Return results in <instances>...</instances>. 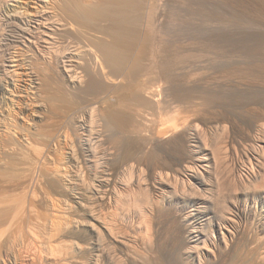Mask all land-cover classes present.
<instances>
[{
  "label": "bare ground",
  "instance_id": "6f19581e",
  "mask_svg": "<svg viewBox=\"0 0 264 264\" xmlns=\"http://www.w3.org/2000/svg\"><path fill=\"white\" fill-rule=\"evenodd\" d=\"M37 1L41 2L42 0ZM143 1L105 0L104 2L101 1L102 3L98 5L95 2L94 5L91 3L92 1H89L88 5L92 4L89 5L90 9H88L89 6L83 5L90 12L84 7H82L84 10L79 9V6L83 5L77 2L79 5L75 6L79 7L78 9L81 12L73 6L75 10H71L72 16L69 15L68 21L64 24H62V20L59 23L56 19L58 15L53 17L54 15L52 16L49 13L50 11L48 12L44 8H42L44 10L41 9L35 12L29 19L22 12L9 17L11 18L10 22H8V18L6 19L8 25L11 23L14 28L19 29L20 27L22 28V25L27 26L29 23V25L31 24V26L28 25L29 27L39 31V35L42 36L40 39L38 38L39 42H35L33 34L31 36V32L27 33V29L24 31L25 34L27 33V37L25 38L26 35L24 36V34L21 36H24L23 38L26 39L30 46L36 44L37 48L38 45L41 47L38 48V51L43 57V65H46V68L44 67L45 65L43 68L48 69L49 72L51 71V74L57 72L66 82L71 96L82 101L81 104L84 103L82 104V110L77 107V112L78 108L80 111L74 120L72 119L73 121L71 120L72 122H70L73 125L70 124V128L74 129L76 136V144L82 151L80 153L83 159H81L82 162L80 161V164L83 163L82 168L84 169V175L78 180L79 183H77L76 188L78 189V196L75 198L76 208H78L76 211L77 220L74 221L73 219L74 222L70 221L71 223H68L63 228L59 225L63 229V232L57 226L59 232L55 231L54 233L57 232V238L61 233L65 232L66 235L75 237L79 241H92L94 246L92 249L95 250L94 256L91 257L89 262L83 261V263L80 262L78 264H148L151 263L149 262L151 258H157L158 260L165 258L166 260V256L169 258V262L172 261L175 264H227L229 261L228 264H264V84H257V80V83L252 81L255 78H253V74L252 76L249 75L250 77L246 76L249 73L251 74L252 71L250 69L248 74L247 71L245 73L246 68L243 65L248 63L244 64L245 61L243 62L238 57L239 60L230 62L231 58H228V61L223 56L221 58L219 56L220 59L214 61L218 56L212 60V56L210 57L209 55L203 56L202 54L203 57L200 55L196 58L191 56L189 58L186 54V57L181 56L180 60L177 56L178 60L176 59L177 61L175 60V63H172L173 67L163 66L164 69H160L158 66L162 67L163 64L161 65V60L159 61V59H163L164 57L163 54V57L161 56L160 51L165 46L159 49L163 45L161 44L158 47L155 41L157 38L154 39V32L156 33V30L153 21L154 17L158 18L161 22H163V19L166 20L167 14L165 15V8L168 5L165 0ZM68 2L71 3L70 1ZM67 5L65 4L64 8ZM140 7L144 12L143 14L141 12L137 16ZM70 9L66 8V10H69V13ZM81 13H85L83 14L85 17L89 14V17H87L96 25L101 19V25L103 26L100 25L101 27L99 26L97 32L101 34L102 39L104 38L103 40L94 42L83 40L82 42L80 39L81 42L76 43L75 41L74 43L65 34L64 39L67 38L68 40L65 41L59 38L60 36L63 37V33H66L65 31L71 33L70 30L72 32L76 30V25L80 23L81 19L77 21L74 18L79 17ZM80 17L82 18V15ZM261 25H264V23ZM261 25H259V28ZM24 28L26 27L23 26L22 30ZM252 28L259 29L256 27ZM2 29L4 30V28ZM22 30L20 29V31ZM30 30L32 31L31 28ZM252 30L254 31V29ZM229 32L228 34L231 33ZM249 32L253 33L252 31ZM251 33L247 34L248 42L254 41L252 39L255 37L249 38ZM221 34L219 33L217 36H219V43H223L222 47L223 45L228 47V44H230V47L233 48L232 45L235 46V43H238L236 37L234 39L236 42L233 39L227 42L228 40L225 41L222 36L223 34ZM253 35H259V41L264 43V26L261 30L259 29V33H253ZM35 38L37 39L36 34ZM258 39L256 40L258 41ZM240 40V42L243 41L242 39ZM224 42L226 43L224 44ZM233 42L235 43L233 44ZM261 43L259 42L260 45ZM230 47L228 48L230 49ZM169 57L172 59V55ZM183 57L187 59H182ZM12 58L8 62L12 63ZM168 62L166 63L168 64ZM177 62H181L179 63L180 66H178ZM248 66L251 67V65ZM259 72L263 74L262 77L264 78V69L261 70L259 68ZM178 74L188 76L190 79L197 76L200 78V81L194 80L198 84L190 80V83L194 84L191 89L195 88L194 90L189 89L190 85H187L189 86L188 91H192L193 93L192 97H190L191 99L193 97L197 98L196 95L198 98L199 96L201 97L200 100L198 98L197 100L195 99L198 101V103L196 102L197 104L193 102L194 99L188 98L190 95L187 96V93L189 92L185 93L186 90L183 92L182 89L179 90L176 87L175 83L179 79L177 78ZM188 77L187 79L182 77L183 81L187 80L188 82ZM248 77L253 79H250L251 82L247 84V89L245 87L240 88L243 85L242 83H244V78ZM199 82L201 83L199 84ZM248 85L249 92H255L254 95L257 98L250 94V100L246 97L249 103L245 102L246 99L242 101L243 103H240V107H242L244 102L249 104L248 108L252 110H250L251 115L247 113L245 116L243 114L245 113L244 108L242 109L243 113H241L238 112V108L240 107L237 106L239 104L238 101L243 99L238 100L235 98L238 100L237 102L235 101L237 103L235 105L237 106V110L233 105L235 104L234 98L233 100L230 99L233 101L232 105L234 107L229 104L225 105L223 104V101L226 100L225 98L221 97L222 100L224 99L223 101H216L217 99L214 100L208 90V87L213 86L217 91L213 94L216 98L220 94L222 95L224 91L226 92V90L227 92L229 91L228 93H231L229 95L224 92L225 94L234 97L236 94L234 93L235 89L244 88L248 92ZM245 91L242 90L241 93ZM247 92H245V95ZM192 93L190 92L189 94ZM194 93H196L195 96ZM236 95L239 97L241 94ZM208 96L211 98H208ZM208 100H213L214 103L209 102L211 106L213 105L211 110ZM230 100L227 103L231 104L232 101L230 102ZM199 101L203 102L201 107ZM186 109L197 110L200 112V116L204 115L203 117H197V114H194L196 111H191L193 112L191 113L190 111H186ZM184 110L186 113L194 114L198 123L197 125L193 120L197 126L192 132L190 130L195 127L192 121L189 122H192L193 128L191 125L185 127L189 122L184 124V121V126H180L177 122L172 121L174 113L177 115V112ZM249 110H246V112H250ZM201 111L204 113L201 114ZM199 112H197L198 116ZM175 117L173 120H176ZM185 117L187 119V116ZM182 121L178 122L181 124ZM244 131H248L249 134H255L251 139L249 138L250 143L248 145L250 149L247 151L246 148L242 150L243 147L241 149V146L243 144H240ZM223 148L225 149V157L221 158L219 153H221L220 150L222 149V154H224ZM239 157H241L242 161ZM120 174L125 180L118 177ZM85 177H88L89 181ZM227 181H230V184L234 183L236 187L232 184V188L236 190H234L236 193L232 192L235 194V198L242 196V203L237 199L233 200L231 195L229 197L232 199V202L229 207H227L229 204H226L227 199L225 201L221 200L224 197L219 191L222 188L226 189L224 187L227 185L224 183ZM222 184L224 187L221 186ZM232 188H230V191H226H229L228 193L230 194ZM236 188H239V193ZM181 189L183 191L182 196L181 194L179 195ZM216 189L219 190H217L218 195L222 196V198L220 197L221 203L226 202L225 204L227 205L223 203L227 207L224 211L222 210L224 206L221 208L220 204H218L221 208H219L220 211L218 210V212L221 215H218V207H216L217 204H215V197L213 196ZM136 191H138V195H136ZM220 192L224 194L222 190ZM24 197H27V195ZM32 198L34 199L35 197L32 196ZM217 198L219 199V197H216V201H219ZM130 205H134L135 208L139 209V212L133 207L130 209ZM258 205H262V210H259L262 214L258 213ZM132 208L134 211H137V214L139 213V220L141 221L138 222L141 223L138 226L134 225L135 221L133 222L134 218L131 214L133 212ZM215 208L217 209L215 210ZM259 214L262 216L261 219H257L258 216L261 217ZM45 215L48 216L47 213ZM57 218L59 219V217ZM5 220L7 219L5 218ZM237 220H240V223L252 222L253 225L257 224L255 226L260 231L257 229L259 232L252 230L255 227L249 229L244 223L236 225ZM19 222L17 221L18 224ZM24 222L22 221V223ZM15 225L17 226V224ZM19 225L22 224L20 223ZM46 230H43L44 233ZM46 236L44 234V237ZM49 237L51 240L52 237L50 235ZM11 240L13 239L11 238ZM80 243L75 248L80 255L84 256V250L87 248H84V245H80ZM48 245H45V249L50 248L47 247ZM62 245L65 244L62 243ZM163 245H165V249ZM8 248L10 247L8 246ZM113 248H116L118 252ZM59 249L58 253H54V249H51L52 251L50 252L52 254L50 253L49 255V259L58 264L67 259L66 251L62 250L63 252L60 253ZM68 253L70 254L69 251ZM233 255L239 258L237 262L233 260ZM72 256L71 258H73Z\"/></svg>",
  "mask_w": 264,
  "mask_h": 264
},
{
  "label": "rangeland",
  "instance_id": "374dc122",
  "mask_svg": "<svg viewBox=\"0 0 264 264\" xmlns=\"http://www.w3.org/2000/svg\"><path fill=\"white\" fill-rule=\"evenodd\" d=\"M68 1H70L71 3H69ZM89 1H92L91 3H93L94 5H95V3L98 5L102 2H104L105 0H88V1L87 0H75V1L74 0H72V1L71 0H42L41 2H38L37 0H2L0 2V35H1L0 36V42H1L0 43V54L2 55V56L0 55V61H1L0 62V211H1L0 212V214H1L0 215V232L3 231L0 233L1 234L0 235L1 236L0 237V252H1L0 255L2 254L0 256V264H44V263L45 264H49V263L50 264H56L57 262H53L52 260L49 259V257H50L49 255L51 253L50 251H52L53 249H54L53 251H55L54 253H58L59 248H60L59 249L60 253L63 251L64 252L66 251L65 253H67L66 254L67 259L65 261H63L62 263H59V264H69L70 261L72 264H78L80 262L83 263V261L89 262L91 260V257L94 256L95 250L92 249V247L94 248L92 241H90V242L89 241H79L75 237H72L70 235H66L65 232L61 233V231L63 232L62 228L64 226L68 225V223H71L70 221L74 222L77 220V212L76 211L78 208H76L77 204H76L75 198L78 196V192H77L78 189H76V188H77V183H79L78 180L84 175L83 174L84 169L82 168L83 163L80 164L82 162L81 159H83V157L81 156L82 151L80 150V147L76 144L77 143L75 141L76 136L74 133V129L70 128V124L72 125V123H70V122H72L74 120V118L77 116V113L80 111V109L82 110V104H84V103L81 104L82 101H79L76 98H73L71 96V93L69 92V89L66 85V82L63 80V78L60 75L57 74V72H55V73L53 72L55 74L54 75L53 73L51 74L50 73L51 71L49 72L48 69L43 68V66L45 64L43 65L42 62H44V60H43V57L41 56L40 52L38 51V48H41V47L38 45V48H37L36 44H34L33 46H30L28 44V42L26 41V39L23 38L27 33L31 32L30 35L32 36V34H33L35 42H39V39L42 37L39 35L40 34L39 31H36L34 28L29 27V26H31V24L29 25V23L28 24L26 23L27 26L22 25V28L21 27L19 29L14 28L11 25V23H9V25H8L7 20H6L8 18V22H10L11 18H9V17H11L14 14L21 13V12L29 19V17L32 16L35 12L44 8L46 11L47 10H48V12L50 11L49 13L52 16L54 15L53 17H56V15H58V17H56V19L59 21V23L63 22L62 24H64L66 21H68L69 15L72 16L71 10H75V8H76V10H79V9L84 10V8L86 6L88 7L89 5H92V4L88 5ZM165 1H166V4L168 5V7L165 8V11H166L165 15L167 14L165 17L166 20L163 19V22H161L158 20V18L154 17V21H153L154 26H155V30H156V33L154 32V35H155L154 39L157 38V40H155V41L158 44V47L161 44L163 45V46H160L159 49H161V47L163 48L165 46V48H163L160 51L161 56L163 57V55H164L163 59L162 58L159 59V61L161 60V62H160L161 65L163 64L162 67L163 66L173 67L172 63L173 62L175 63V60L177 58L179 59V58H181V56H185L186 54H187V57L189 56V58H191V57L196 58V57H199L200 55L202 56V54H203V56L209 55L210 57L212 56L211 57L212 60L214 58H216V56H218L214 61H217V59L219 60L221 58V56H223V57H226L227 60H228V58L229 59L231 58L230 62H234V61L240 59L243 62L245 61L244 64L248 63L246 65H243L246 68L244 72L246 73V71H247V74H248L250 71H252L251 74L249 73L246 76H249V75L252 76V74H253V78L254 77L255 78H254V80H252L253 78H249L250 76L248 77L249 79L244 78L243 81L246 85L244 83H242L243 85L240 86V88H242V87L246 88L247 84H250V82H251L250 79L252 81H254L255 83H257V81H258L257 84H261V83H262L261 85L264 84V78L262 77L263 74H260V72H259V68L261 70L264 69V66H263L264 43H261V41H259V39H260L259 35H253V33L254 34L259 33V29L261 30L264 26V25H261L262 23H264L263 22L264 21V16H263L264 15V0H184V2H183V0H165ZM167 1H169V2H167ZM211 1H213V2H211ZM65 2L69 3L70 5L69 4L68 5L70 7ZM75 2H76V4H75ZM77 2H80L79 3L80 5L85 4L86 6L85 5L79 6L80 7L79 8V7H77L79 5ZM143 2H146V1L144 0ZM73 3H74V5H72ZM65 4L68 7L66 6L64 8ZM260 4H263V5H260ZM75 5H77V6H75ZM82 7H84V8H82ZM66 8L67 9L71 8L70 13H69V10H66ZM72 8H74V9H72ZM168 8H169V10H168ZM44 9H42V10H44ZM88 9H90V6L88 7ZM88 9H86V10H88ZM141 9H142L141 7H140V10L137 9L139 12V13H137V16L140 15L141 12L143 14L144 11H142ZM88 11L90 12V10H88ZM83 14H85V13H81L82 18L80 17L81 15L79 17H77L78 19L74 18L77 21L79 19H81V21H79L80 23L78 24L80 26L76 25V27H77L76 30L73 32L70 30L71 33L65 31L66 33H63V37L60 36L59 38L64 39L65 36H67V37H69L68 39L70 41L73 40L74 43H75V41H76V43H79V42H81V40H82V42H83V40H85L87 42H94V41H98V40H103L104 38L102 39L101 34H99L97 32V30L99 29V26L101 25V19H100V22L97 23V25H98L97 26L94 22L91 21L90 18H88L89 14L87 15L88 17L87 16L85 17V15L83 16ZM83 17H84V19H83ZM227 17H229V18H227ZM261 17H263V18H261ZM60 20H62V21L60 22ZM86 22H87V24H85ZM158 23H159V25H158ZM259 25H261L260 28H259ZM23 26L26 27V28H24V30H22ZM101 26H103V25H101ZM230 26H231V28H230ZM214 27H216V29H214ZM252 27H256L259 29H255ZM2 28H4V30ZM30 28L32 29V31H34L33 33L30 30ZM219 28H221V29H219ZM20 29L22 31H20ZM95 29H96V31H95ZM252 29H254V31ZM25 30L27 32L26 34L24 33ZM229 30H231V31L234 30V31H232V32L230 31L232 33L231 34L229 32ZM248 30L252 31L253 33L249 32ZM162 31H164V32H162ZM204 31H205V34H204ZM1 32L3 33V35ZM228 32L230 34H228ZM219 33L223 34V35L222 34L221 35L223 36L225 41L228 40L227 42H229V40L231 41L232 39L234 40L237 38L238 43H235L236 40H234L235 42H233V44L235 43L236 45L235 46L232 45L233 48L230 47V44H228V47H230V49L228 47H225L226 45H223V47H222L221 45L223 43L222 44L219 43V40H218L219 36H217V34L219 35ZM224 33H225V36H224ZM233 33H235V34L233 35ZM249 33L252 34V36H250L251 34L249 35V38L250 37H255L256 39L259 38L258 41L261 43V45L259 44V42L255 38H253V39L251 38L252 40H254L253 42H248L247 41V38H248L247 34H249ZM23 34H24V36L22 37L21 35H23ZM35 34H36L37 39L35 38ZM64 34H65V36H64ZM236 34H238V35H236ZM12 35H13V37L15 36L14 39H12L13 38ZM60 35H62V34H60ZM229 35H231L233 38ZM243 35H246V36H243ZM201 36H203V37L201 38ZM19 37L20 38L22 37L21 40ZM26 37H27V35L25 36V38ZM15 38L17 41L15 40ZM22 39H24V40H22ZM68 39L66 38L64 40L66 41ZM238 39H239V41H238ZM240 39H242L243 41L240 42L241 41ZM77 40H79V41H77ZM90 40H92V41H90ZM225 43L226 42H224V44ZM240 43H242V44H240ZM164 44H166V45H164ZM257 49H258V51H257ZM167 51H169V52H167ZM165 52H167L168 54ZM169 54L172 55V59H171V57H169L170 56ZM173 55H174V57H173ZM219 56H220V58H219ZM185 57H183L182 59H184ZM223 57H222V59L224 60ZM5 58L7 59V61ZM11 58L13 59L12 63L8 62V60H10ZM185 59H187V58H185ZM226 59H225V61H227ZM4 60H5V62H4ZM166 60L169 61L168 64L169 63H171V64L168 65L166 63L167 62ZM163 61H165V62L162 63ZM3 62H4V64L1 65ZM160 63H159V65H160ZM177 63H178V66H180L179 63H181V62H177ZM6 65H7V67H6ZM248 65H251V67ZM2 66H4V67H2ZM44 67L46 68V65ZM158 67L160 69H164V67L163 68L161 66H158ZM166 67H165V69H167ZM257 70H258V72H257ZM246 76L244 75V77H246ZM182 77H184V79H187L188 76H185V75L183 76L181 74H178L177 78H179V79L177 80V82L175 84L179 90L182 89L183 92H185V90H186L185 93L189 92L188 90L192 88V85H194L193 84L194 82L197 83L196 81H200L199 80L200 78H198V76L195 78L193 77L192 79H190L188 77V79H189L188 82H187V80L183 81ZM179 80L183 84H181L179 82ZM190 80L193 82L192 84L190 83L191 82ZM194 80H196V81H194ZM185 81H186V83H185ZM200 83L201 82H199V84ZM187 85H190V87ZM188 87H189V89H188ZM212 88H213V86L208 87V90L210 91L211 96H213L212 98L214 100L217 99L216 101L222 100L221 97L225 98L226 100H224V99H223L224 101L222 100L224 102V103L223 102L222 103L225 105H228V104L232 105L233 101H234L235 104H233V105L235 106L237 104L236 102L239 99H243L241 101H238L239 104L237 106H239L240 103L242 101H244V99H246V97H248V99L250 100V98H249V97H251L250 94L254 95V93H255V92H253V93L249 92L250 89H249V85H248V89H249L248 92H247V90L245 91L244 88L239 89V90L238 89L234 90L235 91L234 93H236L238 95L240 93L242 96L240 95L238 97L235 94L234 97H230L227 94H225V93L229 92V91L227 92V90H226V92L224 91L225 93L223 92L222 95L219 92V94L221 96L219 95V96H217L218 98H216L215 95H213V94L216 93L217 91H216V89H214V88L212 89ZM194 89H191V90H194ZM211 89H212V91H211ZM213 90H215V91H213ZM240 90L241 91L244 90L245 92H247L246 93L247 96L245 95V92L244 93L242 92L244 94L243 95ZM237 91H238V93H237ZM190 92L192 93V91H190ZM189 93H187V96L190 95V96H188V98L191 99L190 97H192L191 95H193V93L192 94H189ZM221 93H222V91H221ZM230 93H228V94L230 95ZM195 95H196V93H194V96ZM225 95H227V96H225ZM254 96H256V95H254ZM196 97L198 98L197 95H196ZM197 98H195V97L192 98V99H194L193 102H195V104L198 103V101H196ZM200 98L201 97L199 96L198 100H200ZM208 98H211V97L208 96ZM233 98H234V100H233ZM235 98L238 100H236ZM256 98H257V96H256ZM227 99L233 100V101L230 100V102L232 101L231 104L227 103L228 102ZM248 99H246L247 101L245 100V102H248L249 101ZM201 101H202V99H201ZM201 101H199V103H201V104H199L200 107L203 103ZM210 101L211 100H208V103ZM216 101H214V102H216ZM245 102H244V104H242V107L239 106L240 108H238V109L240 111L237 109V106H235V108L238 110V112H241V113H243L242 109L244 108V112H245V113H243L244 116L247 113H249V115H251L250 113L252 110L251 109H250L251 111L249 110V108H248L249 104H247ZM211 103H213V100L211 101ZM211 103H209L210 110H211V107L213 106V105L211 106ZM233 105H232V107H234ZM77 107L80 108V109L78 108V112H77ZM246 110L247 111L249 110L250 112H246ZM184 111L177 112V115H176V113H174V116H172L173 118L171 117L172 121L177 122V124H179L180 126H184L185 123L192 121L193 124H195V127L193 124H191L192 122H189L185 125V127L186 126L188 127L190 125L192 128L194 127L193 129L190 130L192 132L193 130H195L196 126L198 125V123L196 122L195 115L197 114L196 115L197 117H203L204 114H202V113H204V112L201 111L202 115L200 116V112L197 110H194V111H196L194 113L195 115L194 114L191 115V113L194 112L191 109L190 110L186 109V111H188V112L193 111L191 113H186V111L185 112ZM197 112H199V116H198ZM184 114H187V115H184ZM209 114H210V112H209ZM175 116H177V117H175ZM185 116H187V119ZM246 116H248V115H246ZM174 117L176 120H173ZM177 118H178V120H177ZM64 120H66V121L64 122ZM193 120L197 123V125H196V123H194ZM178 121L179 122L182 121V123H181L182 125ZM183 122H184V124H183ZM253 135H255V134L254 133L249 134L248 131H246V132L244 131V134H242L243 139L241 138L242 142L240 143L241 145L243 144V146H241V149L243 147L242 150H245V148H246V151L250 149V146L248 145V143H250L249 141L253 137ZM244 139H245V141H244ZM73 143H74V145H73ZM244 146H246V147H244ZM196 150H198V148H196ZM230 151H232V150H230ZM220 152H221V153H219L220 157L221 158L225 157V149H224V154H222V152H223L222 149L220 150ZM40 154H41V157H40ZM239 158L242 161L241 157H239ZM239 158H237V159L239 160ZM76 160L78 163L76 162ZM240 160H239V162H241ZM79 167L82 169H80ZM34 168H36L35 171H34ZM81 170H82V172H80ZM224 171H226V170L224 169ZM78 173L80 174L79 175L80 177L78 176ZM118 177L120 179L125 180L121 174ZM85 178H88V177H85ZM87 181H89V178ZM48 184H49V186H48ZM224 184L227 186L224 187L223 184L221 186L226 188V189H223L222 187H221L222 189L220 188L224 194H222L220 192L221 190L219 191L218 189H216L214 192L215 195H213L215 197V204H217L216 207H218V209L215 208V210L217 209V212H218V210L220 211V209L223 206H224V208L222 210H224V211H225V208L230 206V204L232 202V199H230V197H229L230 195H231V197H233V200L237 199L240 203H242V201H243L242 196H238V198H235L236 196L234 193H236L235 192L236 190L234 188H232L233 187L232 184L234 185L233 182H232V184H230V181H227ZM234 187H236V186L234 185ZM29 188H31V189H29ZM227 188H229V189H227ZM230 188H232V190L229 194L228 192L230 191ZM236 189H238V193H239V188H236ZM217 190L224 197L223 198L224 200L221 199L222 201H225L226 199L228 200L227 203L225 202L226 204H229L228 206L223 202L227 207H225V205L223 203H221L222 201L220 200V197L222 198V196L220 194L218 195ZM223 190H225V191L229 190V191L225 192ZM33 191H34V193H33ZM232 191H234V193ZM136 192H137L136 195H138L139 194L138 191H136ZM182 193H183V191L181 189V191H179V195L181 194V196H182ZM226 193H228V194H226ZM191 194H192V192H191ZM26 195H27V197H24ZM32 196L35 198L33 199ZM217 196L219 197V199L217 198V200H219L220 202L216 201ZM124 197H126V196H124ZM41 199H42V201H41ZM126 200H127V198H126ZM10 201H11V203H9ZM218 204H220L221 208ZM21 206H22V208H21ZM11 207H13V208H11ZM131 207H133L134 209H137L134 207V205H130V209H131ZM16 208L19 211H20V209H22V210L19 212ZM25 208H27V209L25 210ZM126 208L129 209L128 206H126ZM133 208H132L133 212L131 210V212H132L131 214L133 215V218H134L133 222L135 221L134 225L138 226V224L141 223V222H138V221H141V220H139V213L137 214V211L139 209H137V211L135 210L136 211V213H135ZM35 209H36V211H35ZM259 210H262V205L261 206L258 205V211ZM14 212H15V214H14ZM23 212H25V213H23ZM46 213L48 214V216L45 215ZM258 213H261V212L259 211ZM219 214L221 215L220 212H218V215ZM13 215L14 216L16 215L15 216L16 218ZM19 215H20V217H19ZM36 215H39L40 218H39V216H36ZM22 216H23V219H22ZM57 217H59V219ZM5 218L7 220H5ZM261 218H262V216L257 217V219H261ZM49 219H51V220H49ZM65 219L66 220L68 219V220L66 221ZM73 219H74V221H73ZM36 220L37 221L39 220L40 222L39 221L37 222ZM17 221H20L19 224L21 223L22 225H19L17 223ZM22 221H25L26 224H25V222L22 223ZM30 221L31 222L33 221V222L31 223ZM60 221H61V223H60ZM240 222H241L240 220H237L236 225H242L244 223V222H242V223H240ZM57 223H58V225H57ZM12 224H13V226H12ZM15 224H17V226ZM244 224H246L245 226H247V228H249V229H252L255 227L252 230H254L256 232L260 231L259 229L256 228L257 226H255L257 224L253 225L252 222H248V223H244ZM45 225H46V227H45ZM248 225L249 226L252 225V226L249 227ZM18 226H19V228H17ZM37 226H38V228H37ZM54 226H55V228H54ZM57 226L60 227L59 229H62L60 231L61 234L59 233L60 236H58V238L56 237L57 232L54 233L55 231L59 232ZM4 227L6 228V230ZM47 227H49V228H47ZM53 228L56 230H54ZM28 229H30L32 232ZM256 229L259 231H257ZM43 230H46L45 233ZM5 231H6V233H5ZM10 231H11V233H10ZM34 231H35V233H33ZM21 232H22V234H21ZM44 234L47 236L44 237ZM52 234H55V235L52 236ZM49 235L54 239L51 238V240H50ZM40 236H41V238H40ZM11 238L13 240H11ZM35 238H37V239L34 240ZM31 240H33L32 241L33 243L31 242ZM46 240H48V241H46ZM63 240H65V241H63ZM50 241H51V243H50ZM78 241H79V243L80 242L82 243V244L80 243V245H84V248H87L84 250V253H83V254H85L84 256L82 254L80 255V253H78L77 249L75 248L76 245L79 244V243H77ZM46 242L48 244L49 243L50 244L48 245ZM22 243H24V244H22ZM43 243H46V244H43ZM62 243L65 245H62ZM45 245H48L47 247H50V248H46L47 249L46 250ZM71 245H73V246L71 247ZM8 246L11 249L8 248ZM56 246H57V248H56ZM163 246L165 249V245H163ZM69 247H71V248H69ZM113 249L118 252V250L116 248H113ZM71 250H73L75 253ZM68 251L70 252V254L68 253ZM65 253H63V254L65 255ZM41 255L42 256L44 255V256L42 257ZM77 255H79V256H77ZM45 256L47 257V259H45L46 258ZM71 256L74 259L71 258ZM75 256H77L78 258ZM235 256L236 255H233L232 258L234 257L233 260L237 262L239 258L235 257ZM151 259L149 260V262H151L152 264H171V262H172V261L169 262L170 260H169V258H167V256H166L167 261L165 260V258L163 260L162 259L158 260L157 258H156L157 259L156 260L154 258L155 261H153L154 259H152V261H151ZM78 260H79V262H78ZM151 263H148V264H151ZM172 264H175V263L172 262Z\"/></svg>",
  "mask_w": 264,
  "mask_h": 264
}]
</instances>
